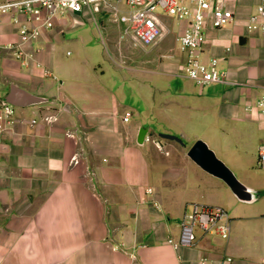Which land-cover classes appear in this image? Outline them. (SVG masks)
<instances>
[{
	"label": "crops",
	"instance_id": "crops-1",
	"mask_svg": "<svg viewBox=\"0 0 264 264\" xmlns=\"http://www.w3.org/2000/svg\"><path fill=\"white\" fill-rule=\"evenodd\" d=\"M217 1L233 18L220 27L206 23L200 58H217L215 68L226 74L221 82L199 85L185 73L178 35L186 21L168 15L160 16L164 32L149 57L116 47L130 39L115 34L121 24L110 26L105 9L97 22L86 9L59 17L25 44L26 51L34 49L28 64L0 47V98L12 83L48 98L16 106V123L0 131V264H193L202 255L213 262L231 256L224 264L264 260V172L257 151L264 142V112L257 106L264 90V33L245 24L260 0ZM88 28L94 36L86 39ZM101 30L116 69L138 72V84H106L61 50L66 33L83 47L84 41L98 44ZM17 39L16 25L1 16L0 44ZM94 67L104 73L99 63ZM153 74L167 84H155ZM127 85L139 95L148 92L156 125L132 119ZM44 107L58 108V118L43 120ZM125 110L132 112L128 120L122 119ZM197 138L239 170L243 181L234 173L257 197L240 200L195 163L187 150ZM192 201L224 206L230 235L198 231L195 243L173 248L166 238L178 237Z\"/></svg>",
	"mask_w": 264,
	"mask_h": 264
},
{
	"label": "built area",
	"instance_id": "built-area-1",
	"mask_svg": "<svg viewBox=\"0 0 264 264\" xmlns=\"http://www.w3.org/2000/svg\"><path fill=\"white\" fill-rule=\"evenodd\" d=\"M105 8L126 33L142 44H151L162 36L164 26L160 20L161 15L185 20L186 25L178 35L179 49L185 53V73L199 85L226 80L225 72L215 68L216 57H210L207 63L200 58L206 23L209 21L212 26L220 27L233 18L232 10L217 0H3L0 1V18L7 15L16 25L18 39L0 44V47L13 49L20 63L28 64L33 58L34 49L26 51L25 44L36 40L42 30L52 28L59 17L86 9L97 22L96 14ZM245 24L247 28L260 29L264 33V0H260L246 16ZM257 106L264 112V90L257 100ZM49 108L44 107L40 111L42 119L47 122L56 120L59 111L58 108ZM131 114V110H125L122 119L128 120ZM16 120V105L5 97L0 98V131L10 129ZM35 121V117L30 119V123ZM257 151L258 163L264 167V142L258 144ZM73 158L76 160L75 156ZM146 191H151V188ZM191 204V211L185 212L180 220L178 237L166 238L173 248L195 243V225L203 233H215L222 238L230 235L232 218L224 206L198 202ZM231 260V256H225L213 262L202 255L193 264H224ZM257 264H264V260Z\"/></svg>",
	"mask_w": 264,
	"mask_h": 264
},
{
	"label": "rangeland",
	"instance_id": "rangeland-1",
	"mask_svg": "<svg viewBox=\"0 0 264 264\" xmlns=\"http://www.w3.org/2000/svg\"><path fill=\"white\" fill-rule=\"evenodd\" d=\"M122 9L126 10V7H123ZM105 10L107 11L108 19H109L108 22L110 23V26H111L113 25L114 22H117V21L112 17L110 11H108L107 8H105ZM157 10L161 11L159 8H157ZM171 27L173 31L176 28V24L172 23ZM100 32H101L102 38L100 37L99 31H96L95 33L98 44L94 45L93 42L89 40V41L83 42L84 44L83 47L80 46V43L76 45L75 43L68 41V38H71V36H69V34L66 33V38L62 42L63 45H62L61 50L64 52L66 56H68V58H76L77 62L80 64L79 66H81L82 68L88 69L89 71H92L95 73H99L98 74L99 79L106 84H138L139 77H140V75H138V72H136L134 76L132 75V73L130 75L128 71H125L123 74L116 69L110 57L111 55L110 53L112 49L109 45L108 38L105 34V30H101ZM114 32L115 34L118 33L119 38L125 37V38L130 39L129 43L131 46L128 43L126 44V43L117 42L116 47L118 49L127 51L128 48H132L140 52L141 54H143L144 57L145 56L149 57L150 55L154 53L152 45H154L155 42L151 44H142L138 42L134 36L124 31V28L122 25H120L119 31L115 30ZM89 35H93V31L90 30V28L87 29L86 39H89L90 37ZM67 50H69L68 53H66ZM129 60L131 62L133 61L131 60V58H129ZM98 63L101 65V68L104 69V73H101L99 72L98 69L97 70L95 69L94 66H98ZM142 64H149V60L146 63L143 62ZM153 75L155 76L153 79L155 84H167L164 76L162 75L156 76L155 74ZM140 79H142V77ZM148 83L150 82L148 81ZM144 84H147V83H144ZM136 91H137L136 89H133L131 86L129 87V85H127L125 89V93L127 97V100H126L127 107L133 106L134 108L133 110L134 115L132 119H137L139 117V118H142V120L144 121L143 123H145L147 126L156 125L153 118L150 117V110L154 111L153 100L148 96V92H146L145 89H141L140 92L138 91L140 95ZM157 115L159 114L157 113ZM220 158L223 159L222 157ZM225 163L229 167H231L226 161ZM258 167H259L260 172H264L263 166L258 164ZM231 169L233 168L231 167ZM233 171H235V173L238 175L239 178L242 177L240 176L241 173L239 172V170L233 169ZM192 202L206 203V202H199V201H192ZM206 204H214V203H206ZM191 209H192V204L190 203L189 211H191ZM194 229L196 233L198 231H201V229L197 225H195Z\"/></svg>",
	"mask_w": 264,
	"mask_h": 264
},
{
	"label": "water",
	"instance_id": "water-1",
	"mask_svg": "<svg viewBox=\"0 0 264 264\" xmlns=\"http://www.w3.org/2000/svg\"><path fill=\"white\" fill-rule=\"evenodd\" d=\"M5 99L16 106H26L42 103L48 100L41 94H33L12 83L5 95ZM139 136L144 137V129H140ZM159 136L183 142L178 134L160 131ZM141 141V140H140ZM187 155L207 172L221 178L240 200L250 201L257 197L258 192L244 184L234 171L219 158L214 150L201 138H197L188 148Z\"/></svg>",
	"mask_w": 264,
	"mask_h": 264
}]
</instances>
